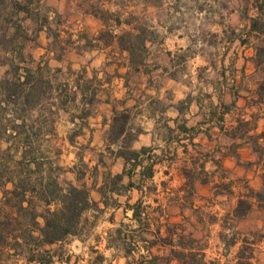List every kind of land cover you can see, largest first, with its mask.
<instances>
[{
  "label": "rangeland",
  "instance_id": "374dc122",
  "mask_svg": "<svg viewBox=\"0 0 264 264\" xmlns=\"http://www.w3.org/2000/svg\"><path fill=\"white\" fill-rule=\"evenodd\" d=\"M256 15L260 17L259 23L264 21L263 0H33L29 5V14L20 13L16 23L30 37L24 41L23 53L35 56L36 61L41 54L43 56L38 63H21L41 69V82L37 88L39 101L23 114V119L13 113L14 104L11 101L3 110L0 108V160L7 154L17 160L24 152L36 157L42 163L39 171H32L29 176L26 171L14 173L16 178H29L32 182L44 176L56 180L64 171L65 157L70 149L64 134L69 127L62 122V115L53 108V104L55 96L62 94L65 85L68 88L70 78L81 69L56 67L50 59H58L68 50L82 53L103 49L112 62L119 60L120 64L129 55L119 47L117 37L130 30L134 34L139 33L145 42L144 49L137 51L136 68L152 71L160 66L162 56L172 55L175 69L171 74L190 90L197 87L206 89L214 81H223L218 79L222 70L220 60L225 59L229 64L245 56L244 53L255 50V46L264 47L263 33L248 32L250 17ZM5 27H0V81L7 74L12 77L11 52L8 51L13 44L10 39L12 29L5 30ZM242 40L244 48L239 45ZM124 41L132 46L140 45L134 37L124 35ZM167 47L170 48L168 51ZM13 62H16L15 59ZM229 66L226 69L230 74ZM263 77L264 69L260 67L252 78L242 80L243 86L251 88L247 95L251 114L248 124L238 132L248 141L254 159L241 161L238 157L234 159V166L226 167L220 156L224 151L215 149L212 154L217 157L209 160L204 159L201 152L191 150L173 166L169 161L164 164L177 169L173 170L172 180L167 183L175 184L177 190L183 189L182 195H190L191 183H203L194 196L197 207L192 212L196 220L193 233L198 237L197 243H192L188 238L182 241L187 248L194 247L201 252L205 249L206 264H234L239 256H242V264H264V139H255L264 130V96L260 99L256 94L257 84ZM148 80L152 85H158L161 76L150 74ZM133 82L129 84L130 88L134 86ZM93 85L92 82L83 84L86 87ZM70 105H75L73 100ZM179 106L184 110L185 99ZM236 113L239 115L236 116ZM226 118V130L222 131L218 145L230 152V147L235 145L229 141L231 132L237 126L234 121L236 118L244 120V117H240V111H235ZM17 124L28 125V143L22 141L25 134L15 136L12 133L13 126ZM254 140L257 145L255 149L252 146ZM42 158L54 163L45 175L42 173ZM32 167L30 163L28 168ZM79 169H85L82 163ZM0 174L5 177L9 175L2 171ZM4 186L0 187V197L7 188ZM250 190L258 193H251ZM240 197L247 199L251 205L245 215L236 216L234 208ZM8 198H0V219L14 217L13 200ZM175 209L171 208L173 211ZM143 211L150 213L151 221L159 219L160 209H147L142 204L140 212ZM184 224L186 230L191 228L188 222ZM156 226L165 227V223L152 222L151 227ZM122 228L127 230L126 226ZM174 229V226L167 227L170 233ZM93 230L98 231L96 228ZM68 243H62L61 252L70 247ZM78 255L75 262L82 264L84 257ZM26 256L25 251L2 248L0 264H23Z\"/></svg>",
  "mask_w": 264,
  "mask_h": 264
},
{
  "label": "crops",
  "instance_id": "0c3cea01",
  "mask_svg": "<svg viewBox=\"0 0 264 264\" xmlns=\"http://www.w3.org/2000/svg\"><path fill=\"white\" fill-rule=\"evenodd\" d=\"M239 45L245 47V43L241 41ZM169 49L167 47L166 51ZM244 55L229 64L225 59L220 60L222 70L218 79L223 81H214L206 89L197 87L195 90L182 85L171 74L175 69L172 55L162 56L159 60L160 66L152 71L136 68L129 56L120 64L119 60L112 62V58L103 49L86 50L82 53L68 50L62 57L50 59L56 67L81 69L80 74L76 71L79 76L74 74L70 78L68 88L65 85L62 94L54 98L53 108L60 112L62 122H66L69 127L64 134V140L70 148L65 157L64 171L56 181L63 188L69 185L86 188L90 199L97 202L96 208L90 207L82 211L80 222L84 223L87 219V224L80 233L69 234L62 241L45 245V248L50 249L51 264H78V261L75 262L78 253L84 257L82 264H138L141 255L147 256L150 253L158 256L157 264H180L171 255V251L180 249V241L186 238H193L196 242L198 240L193 233L196 220L193 219L192 212L197 207L194 196L203 183H191L190 195H182L183 189L177 190L175 184L167 183L172 180L171 176L175 172L173 170H177L171 168L173 164L184 154H190L191 150L201 152L204 159L209 160L217 157L212 154L215 149L224 151L220 156L226 167L234 166L235 158L239 157L243 161L255 157L241 133L239 136H230L229 140L230 144H237V157L227 151L226 147L218 145L222 131L226 130L228 115L240 111V117H244V120L250 119L247 95L251 88L243 86L242 80L252 78L260 67L255 63V50ZM32 57L36 61L35 56ZM42 57L41 54L36 62ZM228 65L230 74L226 69ZM150 74L161 76L158 85H152L148 80ZM91 82L93 86H83L84 83ZM131 82L134 86L130 88ZM184 99L186 107L182 110L179 103ZM71 100L75 103L73 107L70 105ZM222 104H226L227 108ZM157 105L161 107L157 108ZM121 112L128 114L125 130L117 140H111L114 113ZM221 114L222 119L219 118ZM232 127L234 126H230ZM138 129L140 131L131 142V147L137 150L148 147L149 150L141 165L133 169L131 174H124L126 164L124 158L117 155V150L126 132H135ZM42 159V173L45 175L54 163L50 159ZM152 160L154 164L150 172L146 173L147 165ZM36 161L40 162L37 158ZM166 161L171 162L172 166H165ZM81 163L85 167L83 171L79 169ZM109 172L111 175L123 174L119 186H125L129 181L133 185L122 187L123 190L119 191L105 188L109 181ZM48 179L44 176L43 184ZM11 186V183L6 185L7 188ZM42 190L40 188L41 192ZM39 192L26 191L21 206H28L30 210L38 213L34 219L26 222L43 225L44 219L39 214L47 209L51 211L60 204L56 200L48 203ZM2 195L0 198L3 200L6 195ZM163 195L166 197L163 198ZM138 201L147 209H160L159 219L151 221L150 213L143 211L138 220L133 214L134 209L126 207V203L134 205ZM172 207L177 209L173 211ZM18 208L17 202L14 217L23 221L25 219ZM155 221L165 223V227L152 228V222ZM185 222L191 225L189 230H186ZM122 226H126L127 230ZM168 226H174L175 229L170 233ZM95 228L98 229L97 232L93 230ZM29 229L33 235L38 234L35 228ZM177 238L179 241H176ZM65 241L69 242L70 247L61 252L62 243ZM22 261L23 264H28L26 258Z\"/></svg>",
  "mask_w": 264,
  "mask_h": 264
},
{
  "label": "trees",
  "instance_id": "16d2710c",
  "mask_svg": "<svg viewBox=\"0 0 264 264\" xmlns=\"http://www.w3.org/2000/svg\"><path fill=\"white\" fill-rule=\"evenodd\" d=\"M33 0H0V27L5 25V30L12 29L10 34V39L13 41L12 46L9 48L11 52L10 66L12 72V77L9 74L4 76L0 81V108L3 110L6 105L11 101L13 106V113L19 114L20 118L23 119V114L32 108L39 100V92L37 90L39 83L41 82L40 67L31 68L28 65H22L21 63L34 62L32 55L23 53V44L25 40H29L30 37L25 31L20 29V25L16 22L18 21V15L24 13L29 14V5ZM264 2V0H263ZM13 19V20H12ZM259 15L250 17V24L248 32L263 33L264 21L259 23ZM6 23V24H4ZM124 35L132 38H136L140 43L139 46H132L131 44H126L124 41ZM124 35L117 37V42L122 50L128 52L130 61L135 64L137 63V52L139 49H144V38H141L139 33H132L130 30L125 31ZM19 41V42H18ZM19 43V45L17 44ZM241 43H244L242 40ZM255 63L257 66L264 69V47L255 46ZM15 59L16 62H13ZM256 94L260 99L264 96V77L262 81L257 84ZM226 109V104H222ZM222 119V114L219 115ZM264 119V114H263ZM128 120V114L125 112L114 113L113 122L111 126V140H117L120 135L125 130V124ZM248 124V120L237 119V126L234 131L231 132L232 136L237 135L241 127ZM27 126V127H26ZM27 124H17L13 126V132L15 136L23 135L22 141L25 143L29 142V134ZM222 128V127H220ZM184 129H186L184 127ZM140 129L135 132L127 131L123 137L122 144L117 150V155L124 158L126 164V170L124 174H131V171L135 169L138 165H141L145 153L149 150L148 147H141L140 149H133L131 147V142L137 136ZM37 134L36 132H34ZM264 139V130L258 133V137ZM230 147V153L238 156L236 149L237 144ZM252 146L254 149L257 147L256 140H254ZM150 157V156H149ZM32 163L33 167L28 168V165ZM154 161L147 165L146 173L150 172ZM42 163L36 161V157L24 152L21 157L17 160H13V157L9 154L5 155L3 159L0 160V172L4 174L9 173L8 177L0 174V184L3 188L5 184L11 183L10 188H6L5 193L9 197L8 200H13V206L19 203L18 210L22 214L25 220L18 221L15 217L5 216L0 219V251L1 249L9 248L13 251H25L27 254V263L34 264H51L50 249L45 248L46 244H53L58 241H62L69 234H78L84 229L87 224V219L84 223L81 221L82 211L90 207H97V202L90 199L89 192L86 188H78L73 185H69L63 188L56 180L48 179V181L43 184L42 178L36 182H32L29 178H16L14 176L15 172L26 171L28 176L32 171H39ZM128 165V168H127ZM28 169V170H25ZM108 178H112L105 185V188L109 187L111 191L123 190V188H128L133 185V182L129 181L125 186H117L122 180L123 174L111 175L110 172L107 175ZM39 186V189H37ZM6 187V185L4 186ZM40 188H43L42 192ZM65 189V190H63ZM37 190L40 195H44L46 201L50 203L51 200H56L59 202V207L53 210H45L44 213L39 214L43 217V225L37 222H26L34 219L38 213L30 210L28 206L23 208L21 206V201L24 199V194L26 191ZM251 193L257 194L250 190ZM104 191H102L103 193ZM46 193V194H45ZM15 198L17 199L15 201ZM29 204V203H28ZM251 203L245 198H238L236 206L234 208V214L236 216H243L247 213L250 208ZM140 206L141 202L138 201L134 205L126 203V207H131L134 209V216L140 219ZM23 209H26L24 212ZM14 214V213H13ZM35 228L38 231L37 235H33L31 229ZM193 243L196 242L193 238H189ZM197 243V242H196ZM180 249L172 250L171 255L177 259L180 264H206L204 259V254L200 249L194 247H185V242L180 241ZM158 256L156 254L150 253L149 255H141L138 260V264H157ZM128 264V263H126ZM234 264H242V256L238 257V260ZM245 264H250L246 262Z\"/></svg>",
  "mask_w": 264,
  "mask_h": 264
}]
</instances>
